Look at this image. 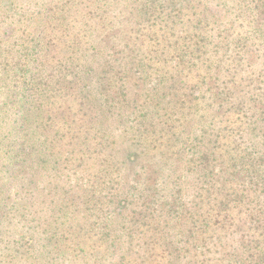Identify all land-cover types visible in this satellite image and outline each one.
Here are the masks:
<instances>
[{"label": "trees", "instance_id": "obj_1", "mask_svg": "<svg viewBox=\"0 0 264 264\" xmlns=\"http://www.w3.org/2000/svg\"><path fill=\"white\" fill-rule=\"evenodd\" d=\"M132 1L137 8L130 10ZM139 1L0 0V82L18 110L11 128L24 134L20 147L13 132L0 128V158H18L16 169L28 167L35 177L18 204L6 199L14 185L0 183V264H264V240L257 241L264 236V33L252 32L256 1L211 0L226 14L217 23L196 0ZM150 8L145 26L156 28V36L141 26ZM195 13L196 26L208 28L199 41L189 23ZM108 32H131L135 41L111 47L104 43ZM245 42L254 62L242 51ZM83 60H98L100 70ZM196 67L207 77L199 85L210 87L190 90L191 101L208 97L207 107L220 116L207 126V118L201 121L193 131L199 134L187 136L188 129L178 124L176 131L173 124L194 112L179 89ZM94 74L113 110L133 104L140 81L151 78L139 95L153 92L154 120L140 122L141 102L126 109L122 117L133 124L119 128V137L98 129L92 84L86 83ZM231 136V146L222 145L229 157L257 141L249 146L261 153L257 168H238L248 171L247 184L228 185L238 169L226 163L199 172L201 184L210 179L208 188H183L204 158L197 145L206 142L211 156ZM144 156L183 162L171 194L149 198L140 173L129 181L120 174Z\"/></svg>", "mask_w": 264, "mask_h": 264}, {"label": "rangeland", "instance_id": "obj_2", "mask_svg": "<svg viewBox=\"0 0 264 264\" xmlns=\"http://www.w3.org/2000/svg\"><path fill=\"white\" fill-rule=\"evenodd\" d=\"M139 1V0H138ZM190 1H194V0H190ZM198 1V3H200V11H204L207 10V13L209 15V17L211 18L212 22L217 23L216 21L218 20H222L225 21V12L222 11L219 7H217V4H214L216 2H213L211 0H196ZM255 2L256 4V8L254 10H252L251 12V17L254 18V20H256L257 22H254L255 26L252 29V32H259V33H264V1L262 0H244V2ZM202 2V3H201ZM141 6H145L146 3L139 1ZM254 5V4H253ZM199 7V6H198ZM128 8L130 10H133L134 8H137V5H135L134 1H132ZM138 9H136L137 11ZM153 8H150V11L148 14H146L144 16V18H142V24L141 26H145L148 25L147 23H151L150 19H151V15L153 14L152 12ZM133 17H138L136 14L133 15ZM200 15H197L195 13V15H191L189 16V23L193 24L191 25L193 28L195 27L197 32V38L196 40H200L198 39L199 37L201 39H203V34L204 32L208 31V28H206L204 30L203 25L200 26H196V22H197V18H199ZM245 19V17H244ZM148 20V21H146ZM133 23V22H132ZM132 23L128 22L129 27H127L129 30L130 28H132ZM223 26L226 27L228 25V23L226 22H222ZM250 23V22H249ZM155 29V32H152V34L150 36H156L158 35V32L156 31V28H152ZM150 27V30H152ZM144 32H150L149 27L145 26L143 27ZM246 31V28L244 27L242 29L241 32ZM3 32V31H2ZM110 35L106 36L104 39V43L106 45H111V47L113 45H120L123 44L125 42H130L131 44L135 41L134 37L132 35H130L131 32H108ZM238 34L240 32H237ZM118 35H122L124 37V39L120 40L118 38ZM109 36H110V40H109ZM213 36V35H212ZM240 36V35H239ZM159 39H155L153 41V43H156V41H158ZM171 41V38L168 39V42ZM148 43L149 40H147ZM192 45V44H190ZM197 46V44H195ZM250 45V43L245 42V49L244 50H248V46ZM196 46L192 47L188 53L189 56H191V54L194 52L193 50L196 48ZM119 48L116 49H112L111 52L114 53L116 50H118ZM249 51V50H248ZM249 54L251 55L249 62H254L256 59V55L254 54V50H253V56L249 51ZM83 64L86 67H89L91 65H94L93 67L96 69H99V64L100 62L97 61H93V64H91V61H85L83 60ZM179 64H181L183 67L182 69L185 67V62L181 61ZM206 67V66H204ZM199 70V71H198ZM202 68L198 69L197 67L195 68L193 74L189 71L188 74L186 75V78L183 80L182 82V86L181 89H179V93H185L187 92V95L189 96V101H188V105H195L197 104V107H191V111H194L192 113H190L191 118H187L190 120H185V121H180L178 123H174L173 125H175V130L177 131V125L181 124L186 130L188 129V135H197L199 134V131H195V129H200L201 128V121H205V119L207 118V122H206V126L210 125L209 120H212V122L214 121L216 123L215 120H218L220 114H218L217 112H212L209 110V108L207 107L209 105V101H207L208 97H204L203 99L201 97H194V100L191 101L192 97H190V90H192L193 88H196L198 90V87H196L197 85L200 87V78L204 77V80H207L206 73L203 72ZM197 71V73H196ZM149 79H145L143 82L140 81V89L138 92V99L134 101L133 104H129L126 102L123 105H117V107L119 108L118 110H113L112 108H108V105L103 101L102 95L103 93H101V86H100V75H95L94 77H92L89 81L86 80V83H90L92 84V90H93V95L94 98L91 101V112L95 114L96 116V121H97V128L102 130L103 132H107L108 135H110V137H119V128H124L123 126L127 127L132 125V122H125L122 116H126V109L127 110H131V108L133 107H139V103L144 102L141 109H140V113L143 115V117L140 118V122L147 124L149 122V120H154V117H156L154 115V111H152L153 106H154V102H149V100L152 97L153 92H147L145 95L142 96V99H140V93L143 91L142 86L144 84H148V87L151 86V83L149 84ZM151 82V81H150ZM127 83H132V81H127ZM141 83H143L141 85ZM82 86V85H81ZM207 86H209V84H204L201 86L202 90L201 92L204 93V91L207 89ZM150 91V90H148ZM8 89L7 87L2 84L0 82V128L4 130V132L7 134L9 132H13L14 134V139L16 141V143L20 144V147H23V133H20V130L17 128V126L15 125V129L11 128L12 125V121L17 120L18 117L13 116V113H17V106L16 104H12L11 100L8 99L6 96L8 95ZM83 93H85V89L82 90ZM211 92V91H210ZM126 93L127 95L131 94V89L127 88L126 89ZM212 93V92H211ZM210 93V94H211ZM207 96H209V94H206ZM200 99V100H198ZM128 105V106H127ZM122 106V108H121ZM170 106V105H169ZM160 107H157V109ZM114 112V113H112ZM120 114V115H117ZM19 119V118H18ZM230 122H233L232 119H229ZM9 122V124H8ZM209 123V124H208ZM262 126V125H259ZM142 128H145L147 126H141ZM217 127V125H213L211 128ZM104 128V129H103ZM98 131V130H96ZM191 132H193L191 134ZM20 133V135H19ZM119 138H116L115 140H118ZM234 140V137H226L222 142L220 141V145L219 147L215 150V153L213 155H208V153L210 152L209 147H206V142L203 144H198L197 145V149H199L202 153L200 154L201 156H203L204 158L201 160V166L196 167V169L193 171V174L190 178L188 179H184V184H183V188H194L195 191H198V188H208V181L210 179L207 180V185L206 184H201L203 182V180H199V175L201 173H199L200 171L203 172V170H207L208 166L211 168L214 165H217L218 167L220 166H224L226 163L227 165H232L234 164L236 167V170L240 167L243 166H251V167H256L257 165H259V156H260V151L257 148H250L249 146L253 145L255 142L254 140H250L248 142L249 146L248 149L246 148H242L239 149L237 148L235 153L232 155V157H229V155H227L226 150H224L225 148L222 146L224 143H226V146L229 147L231 146V142ZM189 146H191V139L189 141ZM188 146V147H189ZM254 146H257V143L254 144ZM258 152L256 154H254L255 151ZM19 155V154H18ZM18 158H0V163L2 165H4L2 167V169H0V183L3 186V183L5 184V186H12L14 185L13 188V195H11L10 197H6L8 203L13 201L16 202L18 204V201H21L26 197V193L27 190L29 189L28 184L29 181H34L35 177H32V174L30 175L28 173L29 169L28 167L26 169H22L21 166H18L19 169H16V166L14 165L15 161ZM52 161L48 162V166L50 167V165H52ZM182 166H183V162L178 159L176 156L173 157V159H167V160H159V159H154L151 158L150 156H144L141 157V160L139 161V163H132V164H128L126 165V167L122 168V170L120 171V174H123L124 176H127V180L129 181L130 177L136 174V173H140L143 176V180H142V184L143 188L146 189L145 195L148 196L149 198H157V199H161L163 197L162 194L166 193V194H171L173 188H175V183H176V178L181 175V171H182ZM15 167V169L12 170V175L9 176V171ZM4 169V170H3ZM31 170V169H30ZM259 171L264 172L263 169H259ZM248 171L246 172H241L240 169H238V172L235 174L231 173V178L230 181L227 182L228 185H232V184H247L248 178H250L247 174ZM11 173V172H10ZM218 176V175H216ZM262 176L264 177V173H262ZM38 179V178H37ZM157 182L156 185H153V182ZM253 182H255V179L253 180ZM259 185V184H258ZM4 186V187H5ZM190 189V190H191ZM165 195V194H164ZM247 196L250 195L247 194ZM11 198H13L11 200ZM17 198V199H15ZM248 198V197H247ZM6 199H5V203H6ZM241 202L239 203L242 204V202H244V200L246 199H240ZM169 203H171V201H168ZM212 229V226H207L205 227L203 230H205L206 232H209ZM168 235L170 236V232H168ZM173 235L175 236V233H173ZM176 240V239H175ZM233 240L236 241V239L233 238ZM264 240V236L260 237L257 241L258 242H262ZM264 262V260H263Z\"/></svg>", "mask_w": 264, "mask_h": 264}]
</instances>
